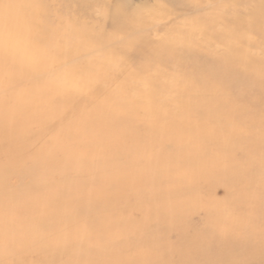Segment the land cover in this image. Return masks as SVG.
<instances>
[{
  "label": "bare ground",
  "instance_id": "obj_1",
  "mask_svg": "<svg viewBox=\"0 0 264 264\" xmlns=\"http://www.w3.org/2000/svg\"><path fill=\"white\" fill-rule=\"evenodd\" d=\"M12 1L0 0V223L21 210L57 207L93 221L103 237L113 225L96 210H135L141 217L123 218L130 230L124 236L144 228L149 233L141 242L152 239L156 258L137 264L173 257L184 264H264V2L245 16L235 13L242 1L234 3L233 26L220 15L229 8L207 0L194 20L183 11L160 28L151 10L128 12L99 0L87 13L101 27L108 19L106 32L75 16L52 31L44 20H24L35 0L3 10ZM171 2L182 10L185 0ZM176 20L187 25L185 33L171 28ZM64 52L73 58L67 71L59 63ZM13 178L17 185L9 187ZM64 178L71 188L58 201L37 187ZM204 182L224 197L195 209L175 200ZM23 188L42 192L33 201ZM229 208L245 218L216 220ZM199 210L204 228L191 235L188 216ZM38 225L56 229L52 221ZM16 227L25 238L0 230V245L27 264L34 255L12 239L23 244L36 227ZM74 229L39 232L28 242L45 258Z\"/></svg>",
  "mask_w": 264,
  "mask_h": 264
},
{
  "label": "rangeland",
  "instance_id": "obj_2",
  "mask_svg": "<svg viewBox=\"0 0 264 264\" xmlns=\"http://www.w3.org/2000/svg\"><path fill=\"white\" fill-rule=\"evenodd\" d=\"M99 0H35V3L31 4L32 7H35L33 10L32 15H28L27 17H24V20L29 22L28 20H34V19H41L46 21V25L50 28L52 31H61L63 28L64 23L62 22L63 17L68 18H78L79 22L87 23L88 27H94L95 30L100 28H103L104 31H109L110 21L107 19L106 23L103 25V27L100 26L101 22H98V19L95 17L88 16L87 8L96 4H100L98 2ZM107 1V0H106ZM173 0H112L113 3H116L117 6H121L123 9H126L128 12H132L134 10L136 11H142V10H151L153 13V18L157 19L158 27H163L165 24H167V19L172 18L174 14H182L183 11L185 12L183 14L184 19L188 20H194L197 16L196 8L200 3H204L207 0H185L183 2V9L177 10V6L175 3L171 2ZM180 1V0H178ZM217 1L220 2L221 6H225L229 8L228 10H225L220 13L222 18V23L228 24V26H231L232 24L229 23L231 21V15L233 13L232 10H230L234 3H236L238 0H210L211 6H215ZM242 1V5L239 6L236 10V14L238 16H245L246 14L254 12L258 6L261 5V3L264 2V0H240ZM23 2L19 0H14L10 2V4H6L3 8V10L11 11L16 7H21ZM75 9H74V7ZM24 7V6H23ZM187 13V14H186ZM104 14V13H103ZM45 15V16H44ZM182 16V15H181ZM27 20H26V19ZM179 20L173 21V23L170 24L171 28H179L178 31L185 33L187 25L180 26L177 22ZM185 21V20H182ZM233 26V25H232ZM34 41V40H33ZM261 41L258 40V45ZM252 50L260 51L259 47L251 48ZM45 50V49H43ZM47 50V49H46ZM53 50V49H52ZM51 50V51H52ZM67 52H64L61 56V59L59 63L65 65L63 69L67 71L66 69L71 63L73 58L72 57H66ZM117 60H123L125 58L124 55H116ZM58 59V58H57ZM56 59V60H57ZM83 62V61H81ZM81 62H76L81 63ZM154 68L149 69V73L151 74L153 72ZM5 75L8 74L7 71L4 73ZM53 132L47 133L48 135H51ZM46 136V138H47ZM75 155L78 153H74ZM83 153H81L82 155ZM68 156L72 157V155L68 154ZM69 179H71L69 177ZM9 187H16L17 180L11 179L8 183ZM71 183L64 178L60 181H54L53 183H45L42 185L37 186L38 189H43V194H48V198L50 196H53L54 201H58L59 198H61V193H65L67 190L71 188ZM200 190L197 192H192L189 194H184L181 196H177L175 200L177 201H185L189 202V206L191 209H195L198 206L202 207V205H206V202L209 200V202H213L214 200L221 199L224 197V193L221 191L220 187H217L216 189H211L207 182L200 183ZM24 192L27 197H29L31 200L35 201V195L38 193H41L39 191H34L33 189H25L23 188ZM63 198V197H62ZM214 199V200H213ZM232 199H229L227 201V204L231 203ZM234 200V199H233ZM41 201V200H39ZM130 204H134L136 201L134 199H130L128 201ZM87 202H84L81 200V206H85ZM226 205V201H225ZM57 208V207H56ZM48 209L49 212L42 211V212H35V208H32V211L26 212V211H18V213H15L14 216L11 218L2 221L0 223V230L1 233H6L8 230L12 231L13 233H17V235L20 237L21 235L25 238L26 234L24 231L19 230L16 226L19 224H22L23 227L27 228H33L36 227V233L30 234L29 238L26 239L27 242L20 243L16 239H12V243L17 247L21 248V250L27 249L28 251L32 252L34 256H32L27 264H137L143 259L150 261V262H156V258L151 254L154 252L155 244L152 241H147V243L141 242V239L145 236L146 233H149L144 230V228H139L138 230H135V234L132 237L124 236L126 234H129L130 230L127 228L126 225L127 220L123 219L124 217L131 215V217L135 220H139L141 217V214L138 211H130L128 212V209H116L115 213L109 212L105 209V211L96 210V217L102 219V223H106V226L113 225V228L106 231L107 233L103 235L107 239L106 241H111L108 243L107 250L103 251V247L101 246V240L103 237L102 234L95 233L92 229V222L88 221H81L82 220V214H75L67 211V209ZM110 209V208H109ZM189 209V208H188ZM229 212H226V214L218 216L216 220L222 219L223 222L225 221H231V219L234 216H237V218L243 217L244 213H240V210L238 209H231L229 208ZM190 210V209H189ZM252 214V211L250 212ZM118 215L119 217H116L115 215ZM39 215V217H38ZM84 217V216H83ZM232 217V218H231ZM204 218V212L202 210H199L197 212L191 213L188 216V220L192 222L191 226L193 228H189L187 233L193 234L195 232H202L203 230H200L201 228H204L205 220ZM241 219V218H240ZM61 220L62 222H58ZM247 220V219H246ZM45 221V223H50L52 221L53 225H55L56 229H50L48 231L45 230V228H42V226H39L38 224ZM57 221V222H55ZM81 221V222H80ZM215 222V221H214ZM77 223V225H76ZM58 224L60 225L58 228ZM63 226H71L75 227L74 232L66 237V241H60L55 244L54 248H48V256L45 258H40L39 256H35V253L38 252V248L33 247L30 242H28L31 238L35 237L36 234L41 232V234H53L54 232H59ZM26 228V229H27ZM260 230L264 231V225L259 226ZM153 231H156V228H152ZM200 230V231H199ZM170 241H175V235L171 234ZM5 243H1L0 245V264H18L15 259L11 258L9 254L7 253V248L5 249ZM43 253V251H41ZM56 254H60L61 259H53ZM51 255L53 258H51ZM177 257L182 258L183 254L181 256L176 255ZM140 258L141 261L136 260ZM162 264H184V261L180 259L179 261L176 259V257L173 258H162L160 259Z\"/></svg>",
  "mask_w": 264,
  "mask_h": 264
}]
</instances>
